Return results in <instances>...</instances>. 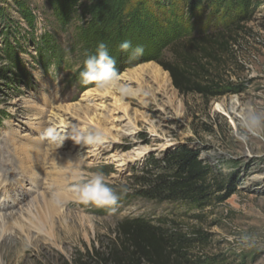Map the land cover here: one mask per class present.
Segmentation results:
<instances>
[{
	"label": "rangeland",
	"instance_id": "obj_1",
	"mask_svg": "<svg viewBox=\"0 0 264 264\" xmlns=\"http://www.w3.org/2000/svg\"><path fill=\"white\" fill-rule=\"evenodd\" d=\"M261 1L263 5L252 14L245 30L235 37L228 59L232 80L242 84V92L206 101L199 94H181L156 54L129 59L131 49L125 52L119 48L126 40L132 48L141 46V31L153 19L164 27L166 23L173 27L183 24L184 30L197 35L194 19L204 13L201 10L195 18L189 14L182 18L178 13L164 12L168 8L164 0H0V217H18L22 226L28 227V236L21 232L24 242L12 244L16 248L9 249L3 264H73L80 252L106 246L125 217L143 216L155 224L163 218L176 219L182 227L195 225L192 212L184 205L178 208L177 204L137 194L141 188L137 177L150 160L161 159L182 144L199 150L200 158L215 169L221 181L234 180L236 185V192L226 202L212 203L208 208L202 226L210 242L203 251L222 255L225 264H264V137L238 141L234 133L239 121L231 109L236 99V111L248 106L264 110ZM116 5L121 9L118 17L114 15L119 25L114 32L111 7ZM129 21V27L121 26ZM94 40L97 45L111 42L108 51L116 60L120 83L133 89V94L121 96L114 90L101 91L93 84L81 83L85 53L94 54L97 48ZM152 66L159 74V83L169 88L167 92L145 95L140 91L139 70ZM89 90H93L92 99L82 108L80 105H87L83 100ZM169 99H174L173 104ZM60 119L64 123H59ZM73 127L101 131L107 137L98 157L71 138L59 146L58 140L46 134L48 129H58L64 135ZM13 142L29 148L46 142L54 146L50 152L63 157L76 155L81 160V166L68 167L63 162L52 166L71 173L64 175L71 180L61 188L63 205L57 218L63 217L54 230L58 239L53 233L35 229L30 221L36 212L34 201L43 200L50 188L45 175L41 187L36 188L32 177L22 172ZM118 155L129 158L126 165H120ZM97 172L104 173L106 182L129 188L131 197L109 212L105 207L82 203L74 186ZM245 233L254 236L257 243L238 250L236 238Z\"/></svg>",
	"mask_w": 264,
	"mask_h": 264
},
{
	"label": "trees",
	"instance_id": "obj_2",
	"mask_svg": "<svg viewBox=\"0 0 264 264\" xmlns=\"http://www.w3.org/2000/svg\"><path fill=\"white\" fill-rule=\"evenodd\" d=\"M164 1L168 6L164 12L168 14L178 13L181 17L189 14L195 18L199 10L204 12L196 16L194 21L197 22L193 21L197 35L184 30L183 24L176 23L173 27L166 23L164 27L153 19L145 26L147 29L141 31L144 54L157 55L158 63L169 72L175 88L183 95L199 94L210 101L242 92V84L232 80L228 59L232 56L235 37L245 30L252 14L263 5L262 1ZM114 7H111V23L112 30L117 32L119 25L116 26L114 15L118 17L121 8ZM129 23L121 26L127 28ZM92 43L98 46L95 40ZM104 43L111 45L109 41ZM141 173L142 176L137 177L141 185L138 195L159 203L177 204L178 208L184 205L192 212L190 218L195 225L182 227L176 219L163 218L155 224L143 216L125 217L106 246L80 252L73 264H225L222 255L203 251L210 237L202 224L212 203H224L236 192L234 180L221 181L215 169L200 158V151L187 144L173 147L161 159H151ZM107 183L120 197L116 205L105 207L109 212L131 194L130 189L120 183ZM180 217L186 216L181 214Z\"/></svg>",
	"mask_w": 264,
	"mask_h": 264
},
{
	"label": "bare ground",
	"instance_id": "obj_3",
	"mask_svg": "<svg viewBox=\"0 0 264 264\" xmlns=\"http://www.w3.org/2000/svg\"><path fill=\"white\" fill-rule=\"evenodd\" d=\"M139 72L142 75H140V78H139L137 74V79L139 78L138 80L141 86L140 91H142V94L146 95V93H150L152 95H155L157 93H160L162 90H166V92L167 90H169L168 87L162 86L159 83L160 77L156 70V67L155 69L153 66L151 68L143 67L142 69L139 70ZM169 85L171 87L170 79H169ZM92 92L93 90L92 91L89 90L85 93L87 97L83 100L84 103H87L89 102V100L92 99V96L90 95ZM168 101L170 104H173L174 99H169ZM232 104L233 105L231 109L235 113L236 106L238 105V101L234 99ZM80 106L84 108L88 106V103L85 106L83 105H80ZM61 116L62 115H60L59 117L61 118ZM43 121L47 122V120H43ZM41 122L42 121H40V123ZM58 122L64 123L62 119H60ZM54 131L57 135H60L62 133L58 129ZM63 134H66V132H64ZM105 139H107V137H104V140ZM67 142H70V140L69 141L67 140ZM14 143L16 142H13V145H12L14 146L13 151L16 156L15 158L17 159L19 163L18 166L22 170V172H24L25 174H29L30 175L29 177H32L30 178L31 183H33L36 188L41 187V185L43 184L42 179L45 175L46 179L48 180L47 182L48 187L50 188V191L48 192V194L43 195V200L34 201L35 203L32 206L35 207L36 212H34L33 214L34 217H29L30 221L34 225L35 229L44 231L45 233H48V234L53 233L54 238L58 239V236H59L58 231L55 232L54 230H55V225H56L57 220L63 217L61 215L62 217L60 216L59 218H57V215L60 213L59 211L61 209V206L63 205V193L64 192L61 188L66 183H68L69 180L71 179H68L64 176V175L70 176L69 175L70 170L66 171V170H63L62 167H59L57 169L52 166H58L62 162H63L62 165L68 166V167L79 166L81 164V160H79L78 156L76 155L75 156L68 155L67 157H63L62 154L50 152L49 149L53 148L54 146H50L48 145V143L46 144V142H44L41 146L37 145L38 147L35 146L34 148H29L25 146H16V144ZM102 144L103 143L96 145V146H91V145L87 146V145L81 144L80 146L81 148L83 147V149H87V150L90 149L91 150L90 152L93 154L92 156L97 155L98 157L99 155L98 150H101L103 148ZM46 145H48V147H46ZM74 145L75 143L73 144V146ZM116 157H118L120 165H126L129 160V158L124 155H120V156L118 155ZM48 165H49V168L48 170L45 171ZM62 175L64 177H62ZM6 215L5 216L3 215L0 217V227H1V230H0V262L1 264L5 263L4 259L6 258L7 253L9 252V249L12 250L16 248L15 246L13 248L12 246L13 243L17 245L19 243L24 242V236L21 234V232L23 233V231L24 232L28 231V227L26 225H25L26 227L22 226L20 218L17 217V218H14V220H11V219L4 220V218H8ZM12 230H14L13 233L8 235L9 234L8 232ZM26 235L28 236V232H26Z\"/></svg>",
	"mask_w": 264,
	"mask_h": 264
},
{
	"label": "clouds",
	"instance_id": "obj_4",
	"mask_svg": "<svg viewBox=\"0 0 264 264\" xmlns=\"http://www.w3.org/2000/svg\"><path fill=\"white\" fill-rule=\"evenodd\" d=\"M119 48L125 52L131 49L129 59H137L144 54L143 46L132 48L130 41L127 40L123 41ZM85 55L84 70L80 73L82 84H93L101 91L114 90L121 96L133 94V89L128 85H121L116 60L109 55L106 43L100 42L94 54L85 53ZM235 115L239 121V128L234 135L238 141L245 142L250 137H264V110H257L254 106L242 107L235 111ZM46 134L53 140H58L59 146L67 138H71L76 144L87 146L99 145L104 140L101 131L86 132L77 127H73L64 135H57L53 129H48ZM74 191L82 203H91L98 207L114 206L120 198L117 191L106 182L103 172L93 173L87 182L75 185ZM236 242L238 250L252 248L257 243L254 236L246 233L237 237Z\"/></svg>",
	"mask_w": 264,
	"mask_h": 264
}]
</instances>
